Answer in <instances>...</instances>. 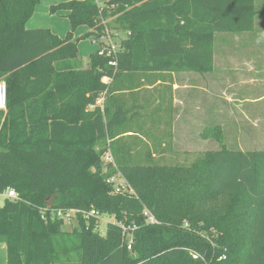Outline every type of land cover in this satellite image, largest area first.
<instances>
[{"label": "trees", "instance_id": "16d2710c", "mask_svg": "<svg viewBox=\"0 0 264 264\" xmlns=\"http://www.w3.org/2000/svg\"><path fill=\"white\" fill-rule=\"evenodd\" d=\"M38 2L0 0V193L12 188L20 198L0 203L6 264H68L60 261L66 251L76 254L69 264H264V149H230L215 127L202 136H213L220 148L189 164L135 162L117 141L112 127L120 109L112 111L101 81L128 68L211 71L215 33L252 30L254 0L50 6L65 11L71 31L87 25L93 36L102 20L116 16L120 30L130 31L116 68L98 49L80 68L72 32L62 38L46 27H26ZM106 152L112 161L103 163ZM117 174L126 185L118 192L108 182ZM43 207L94 208L113 220L101 234L93 231V218L79 214L68 232L48 212L41 219ZM121 224L134 227L129 249Z\"/></svg>", "mask_w": 264, "mask_h": 264}, {"label": "rangeland", "instance_id": "374dc122", "mask_svg": "<svg viewBox=\"0 0 264 264\" xmlns=\"http://www.w3.org/2000/svg\"><path fill=\"white\" fill-rule=\"evenodd\" d=\"M63 1L67 0H39L33 15L25 25L30 28H49L62 38L72 32L71 38L77 39L78 46V58L75 64L84 68L90 53L97 50L98 43L87 25H80L71 31L70 20L65 16V11L50 12L51 5ZM98 1L100 6L104 7L107 0ZM258 5L259 8L262 7L261 3ZM257 11V15L264 18L263 9ZM258 26L262 29L261 31H264L263 19L258 20ZM120 27L116 16L108 17L102 20V27L98 32L102 31L107 38L114 41L119 53L125 50V43L121 39L125 32L121 31ZM240 33L242 32L236 35L230 32L215 33L214 74L206 72L207 76H212L211 80L203 75L188 74L192 82H198L201 86L200 116L194 119V124L190 122V128L168 129V125L164 122L158 124L153 122L151 119L154 118L159 107H152L149 100L153 97L147 96L146 91H142L144 98L132 103L134 94L139 92L138 81L141 76L147 75L148 70L128 68L124 71L125 74L119 72L109 81L102 76L101 81L108 89L106 97H110L113 93L112 95L119 97L122 102L124 113L116 126L114 125L115 132L118 134V143L132 149L135 162L189 164L200 157L204 151L220 148L221 143L213 136H202L204 129L215 127L221 132L222 143L230 149H264V36L254 40L250 34ZM121 74H123L122 77L119 76ZM185 78L189 79L186 76ZM120 79H123L122 84L119 83ZM2 81L3 78H0V82ZM121 86L123 88H120ZM204 89H207L209 93H206ZM115 91L116 93L119 91V94L115 95ZM162 92L167 94L168 89L164 91L161 89L159 95ZM98 105L103 106V103ZM89 109H93V105ZM150 116L153 117L150 118ZM126 128H132L130 129L132 131L125 132L128 130ZM152 153L155 155L153 156ZM102 161L103 163L108 161L105 155ZM117 175L114 183L124 185V180L119 174ZM112 220V216L103 213L102 221L99 223L100 228H106L107 222ZM76 225L74 221L64 222L62 229L70 232ZM104 232L99 233L104 234ZM60 256V261L68 262V264L76 259L74 251H66ZM67 259L69 261H66ZM0 264H6V246L1 242Z\"/></svg>", "mask_w": 264, "mask_h": 264}, {"label": "crops", "instance_id": "0c3cea01", "mask_svg": "<svg viewBox=\"0 0 264 264\" xmlns=\"http://www.w3.org/2000/svg\"><path fill=\"white\" fill-rule=\"evenodd\" d=\"M97 4L100 5L99 1L96 0ZM264 3V0H262ZM261 2V0H254V5L256 10L261 11L263 9L264 11V4ZM258 3H261L262 7L259 8ZM263 19V17H260L258 15L255 16V21L252 30L250 31H244L240 34H250V36L254 39H260L262 36H264V31H261L262 29L258 26V20ZM30 28V27H28ZM34 28V27H33ZM239 34V33H234ZM58 35V34H57ZM92 53V52H91ZM89 60V59H88ZM88 63V61H87ZM86 63V65H87ZM250 68V67H249ZM251 69V68H250ZM249 69V70H250ZM209 74H214V63L213 68L211 71L207 72ZM207 73H198L193 71H185V70H174V71H158V70H152L147 71V75L141 76L138 86V93L134 94V99L132 100V103L134 101L141 100V98H144V92L148 93L147 96L152 95L153 99L149 100V103L152 105V107H159L156 115L154 118L153 116H150L152 118L151 120L155 123L164 122L168 125V129H185V127L191 126L190 122L194 124V119L199 118L200 116V95H201V86L198 82L195 83L192 82L190 79V76L188 74H197L198 76H204L209 77L210 80L212 76H207ZM125 74V72H123ZM119 75L122 77V75ZM185 76L189 79H186ZM123 79L119 80V83L122 84ZM120 88H123L121 86ZM127 88V87H125ZM168 89V93L162 92L159 95V91L163 89ZM206 93L207 89H204ZM121 92V90H120ZM204 92V93H205ZM123 93V92H122ZM111 94V93H110ZM113 94V93H112ZM110 95L108 104L111 107L113 112H116L117 109H120L117 116L115 117V124H113L112 129H115L116 124L118 123V120L122 118V114L124 113L123 105L119 97ZM115 91V95H118ZM163 94V95H162ZM163 109V110H162ZM152 110V109H151ZM161 110L163 112H161ZM122 116V117H121ZM149 118V119H150ZM115 125V126H114ZM128 130H125V132H130L132 128H126ZM143 137V136H142ZM145 139V137H143ZM122 145V144H121ZM128 148H130L127 145H124ZM131 153H133L132 149L130 148ZM154 156L155 154L152 153ZM1 242V241H0ZM3 243V242H1ZM5 244V243H3ZM6 246V245H5Z\"/></svg>", "mask_w": 264, "mask_h": 264}, {"label": "built area", "instance_id": "2783aa9c", "mask_svg": "<svg viewBox=\"0 0 264 264\" xmlns=\"http://www.w3.org/2000/svg\"><path fill=\"white\" fill-rule=\"evenodd\" d=\"M95 2H96V0H95ZM97 5H99V4H97ZM121 31H123V30H121ZM123 32H125V35L121 37L122 41L124 39H127V37L130 35V31H123ZM94 37H95V41L98 43V48H97L98 49V55L107 57L109 59L108 64L110 66H113L114 68H116L119 49L115 48V44H114L115 42L111 41L109 38H107L106 34L104 35L102 33V31L100 33H97L96 36H94ZM111 77L112 76H108V75L104 76V78L108 79V81ZM104 94L101 95L97 99V101H96L97 104L103 103ZM0 108H5V83H4V81L0 82ZM104 155H105V158L108 160L107 162L112 161V157H111L110 152H106ZM116 177H117V175H112V176L108 177V182H111L113 184V187L115 188V191L118 192V191H120V189L125 188L126 185L125 184L120 185L118 183L117 184L114 183V180ZM5 198L15 200V201L20 200L18 193L12 188H7L6 190H4L3 192L0 193V200L2 201ZM47 212L49 213V216L51 219H62L63 223L64 222H67V223L71 222L72 223V221L77 223V221L79 219L78 218L79 214L86 222H88V220L90 218H93L94 223H95L94 227H93V231H95V232L105 231V228L102 229L99 226L100 221H102L103 214L98 212L94 208H91L89 210H85V209H76V208H69V209L52 208V209H48L47 207H43L40 209L41 219L45 220L47 218ZM144 215L146 216V221H153V217L151 216V214L148 211L145 210ZM121 228H122V231L125 235V239H126L127 244H128L127 248L129 249L130 245L133 241L131 231L133 230L134 227L125 226V225L121 224Z\"/></svg>", "mask_w": 264, "mask_h": 264}]
</instances>
